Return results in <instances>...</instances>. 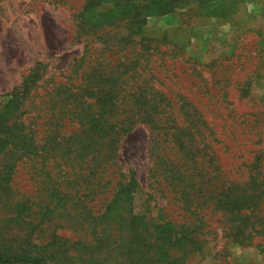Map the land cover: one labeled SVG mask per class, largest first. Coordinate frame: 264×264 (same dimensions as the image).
Instances as JSON below:
<instances>
[{
  "label": "rangeland",
  "instance_id": "rangeland-1",
  "mask_svg": "<svg viewBox=\"0 0 264 264\" xmlns=\"http://www.w3.org/2000/svg\"><path fill=\"white\" fill-rule=\"evenodd\" d=\"M163 1L170 12L132 17L114 14L113 0H0V104L35 75L24 108H13L14 120L44 136L59 94L77 91L79 84L97 91L99 75L120 76L118 86L129 95L120 96L122 104L144 100L141 91L152 103L168 102L186 132L201 140L192 146L207 155L205 162L222 164L235 180H246L257 157L264 168V0ZM149 138L146 125L128 133L121 160L125 168L137 170L148 194L155 186L147 171ZM27 168L24 164L16 173L12 199L8 152L0 151V255L29 254L51 264L121 263L117 251L98 253L94 247L73 262L64 261L44 247L47 240H28L25 232L33 228L26 222L33 219L26 215L45 214V207L33 213L20 206L35 191ZM166 202L161 197L159 205L177 208L176 202ZM46 215L61 223L60 236L78 239L77 232L65 229L63 214ZM118 235L112 234L116 242ZM259 243L264 240L232 244L228 264H264ZM214 244L208 245L206 259L196 256L190 264H225L219 256L215 260Z\"/></svg>",
  "mask_w": 264,
  "mask_h": 264
},
{
  "label": "trees",
  "instance_id": "trees-1",
  "mask_svg": "<svg viewBox=\"0 0 264 264\" xmlns=\"http://www.w3.org/2000/svg\"><path fill=\"white\" fill-rule=\"evenodd\" d=\"M113 3V13L121 16L171 10L163 0ZM34 76L0 104V151L8 152V196L15 198V176L26 164L35 191L20 206L33 213L45 207V214L26 215L33 219L26 222L33 228L25 232L28 240H47L44 247L56 258L72 262L91 247L98 253L117 251L123 258L118 264H190L196 256L206 259L212 242L215 260L219 256L228 264L232 244L251 246L264 240V168L257 165L259 157L246 180H235L222 164L205 162L207 155L192 146L201 140L186 132L181 116L168 110V102L152 103L141 91L144 100L122 104L120 96L129 95L118 86L120 76L110 75H99L97 91L79 84L77 91L59 94L48 131L41 136L39 129L14 120L13 108H24L32 95ZM140 125L150 131L147 171L155 186L149 194L143 191L137 170L121 162L124 137ZM161 197L176 202L177 208L166 210L159 205ZM58 212L65 217V229L79 234L76 241L60 236L61 223L46 215ZM115 231L117 242L112 238ZM259 244L264 253V243ZM0 264L51 263L29 254H2Z\"/></svg>",
  "mask_w": 264,
  "mask_h": 264
}]
</instances>
